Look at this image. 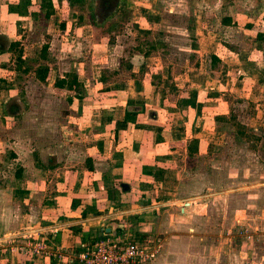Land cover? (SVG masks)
Here are the masks:
<instances>
[{
	"label": "crops",
	"instance_id": "obj_1",
	"mask_svg": "<svg viewBox=\"0 0 264 264\" xmlns=\"http://www.w3.org/2000/svg\"><path fill=\"white\" fill-rule=\"evenodd\" d=\"M255 1L264 11V0ZM30 6L42 12L39 0ZM19 8L17 3L14 13L6 12V18L11 19L14 27L10 30L12 36L17 34L15 28H24L19 19L27 18H18ZM53 8L56 11L55 6ZM44 10L46 12L47 8ZM234 10L228 11L226 18L231 21L227 25L222 24L221 18L216 27L207 25L206 20L194 19L192 30L197 40L192 49L189 46L192 54L185 60L190 61V65L183 72L184 82L176 84L177 88H188V93L178 96L170 107L159 106L161 101L157 92H162V85L172 75L158 65L154 72L158 74L161 86H153L150 78L138 84V79L137 82L132 78L107 82L101 77L97 83L100 86L97 96L89 97L91 102L83 98L82 101L87 99L89 102L86 108L96 109L93 113L88 112L86 121L95 125L96 130H105L101 142L104 151H91L85 157V169H80L79 173L86 172L87 182H83L81 176L77 180L72 172H68L73 165H58L65 161L64 153L72 150L68 147L64 151L57 139H63L66 134L64 128L68 119L78 125V98H60L64 102L62 117L59 112L54 114L50 87L55 81L47 85L46 95L41 91L45 90L47 77L45 82L27 81L24 91L17 89L16 77L27 72V68L22 72L19 66L9 67L1 62L0 244L27 233L24 241L19 239L21 237L18 241L26 243L32 236L45 238L50 247L63 251L60 260L35 259L33 264H68L67 259L73 264L74 257L91 241L101 237L107 227L113 229L121 225L122 228L116 230L119 233L127 226L131 227L134 221L137 226L133 225V228L139 240L148 242L153 238L160 246L158 254L148 264H264L257 258L247 259L242 251L234 257L227 256L226 250L231 247L224 243L222 232H212L216 218L220 216L207 203L211 195H203V198L188 195V189L183 191L182 187L186 189L191 179L184 177L181 167L170 165V155L179 142L184 143L188 156L191 139L200 140V147L203 146L204 133L218 122L216 118L226 120L229 102L225 97L228 94L244 103L252 101L258 103L256 106L264 107V41L256 39L258 31L264 33V13H255L246 4L240 5L238 11L237 8ZM55 15L45 19L46 34L52 37L59 36L52 27L56 22ZM2 34L6 33H0V36ZM18 42L11 41L5 48L8 52L14 51ZM11 44L15 45L11 47ZM5 55L4 51L0 53V57ZM42 57L45 58V54ZM144 64L137 70L145 68ZM52 73L55 72L52 70ZM69 73L77 74V71ZM59 78H64L63 74ZM30 92L35 94L30 96ZM184 101H190L194 107ZM151 111L156 114L149 117ZM126 116H142V125L140 122L120 125L126 121ZM51 120L57 127L49 125ZM44 138L47 141H43ZM118 151L128 161L127 165H117L114 155ZM36 153L39 165H36ZM99 154H105V157ZM159 155L164 156V160L154 165L153 159ZM70 158L68 154V161ZM124 177L132 178L134 185L121 183ZM121 184L127 185L128 190L123 191ZM116 185L120 189L118 197L113 193ZM96 186L108 195L101 197L91 192L88 196L86 190ZM47 194L48 199L43 200ZM218 222L220 226L222 222L219 219ZM13 258L11 254V263H14Z\"/></svg>",
	"mask_w": 264,
	"mask_h": 264
},
{
	"label": "rangeland",
	"instance_id": "obj_2",
	"mask_svg": "<svg viewBox=\"0 0 264 264\" xmlns=\"http://www.w3.org/2000/svg\"><path fill=\"white\" fill-rule=\"evenodd\" d=\"M35 1L0 0V33H6L0 36V41L6 42L7 45L11 41H19L16 49L9 52L5 44L4 48L0 44V51L6 54L0 57V63H6L9 67L19 66L22 72L27 68V72L16 77L17 89L20 90L28 82L39 80L37 75L45 67L51 69L47 73L45 90L41 91V94L45 95L48 93L47 85H50L52 80L60 79L61 74L64 79H69L71 77L66 75H74L76 73L69 72L77 71V81L81 86L77 85L72 92H68L53 85V88L50 87V92H53L50 97L52 108L55 110L53 113L59 112L61 117L64 102L59 99L81 97L78 99V125L68 119L67 127L64 128L66 134L63 139L57 141L58 144L62 143L64 151H67L68 147L72 149L68 153L71 155L70 160L67 159L68 154L64 153L65 161L58 165H73L74 168L68 172L70 171V174L72 172L77 180L78 176H81L83 182H87L88 176L86 172H79L81 168L85 169L84 165H87L85 157L89 156L91 151H104L102 143L105 130H96L95 125L86 121L88 112L93 113L96 109L89 110L86 108L88 100L82 101L83 98L97 96L100 91L97 83H100L101 77L107 82L132 78L136 82L139 80L138 84L150 78L153 86H161L162 82L154 72L157 71L156 65L161 66L172 76L162 85L164 88L162 92H157L161 101L159 106L170 107L174 100H178V96L183 97L188 93L186 92L188 88L180 89L176 84L184 82L183 72L186 66L190 65V61L187 63L185 60L190 58L192 45L197 40L192 30L194 19L206 20L207 25L216 27L220 18L227 17L230 8L232 12L236 8L238 11L243 4L255 10V13L260 11L264 13L261 10L262 6L255 0H118L113 14L97 21L94 15L95 0H50L56 9L54 13L56 22L52 27L57 30L56 35L59 34L54 38L46 34L43 4L47 0H39L41 7H44H40L42 12L30 6L35 4ZM17 3L20 5L18 18H27L19 19L20 26L23 23L24 28H15L17 34L12 36L10 30L14 27L11 26V19L6 18L8 17L6 12L14 13V5L16 6ZM45 5L47 6V3ZM45 45L48 48L41 54ZM20 51L21 55H19ZM144 53H149L150 57L142 56ZM44 54L45 58L42 57ZM143 62L145 68L138 71ZM193 63L194 61H191V64ZM52 70L55 73H52ZM32 94L35 93L30 92V96ZM36 95H39V92ZM225 98L229 102L227 118L225 121L215 122L206 130L200 152L189 158L184 143L179 142L174 148V153L170 155V165L181 167L184 177L191 179L186 189L182 187L183 191L188 189V195L201 198L211 195L207 203H210L220 216V218L216 216L214 223L216 229L214 228L212 232H222L224 243L231 247L226 250L227 256L234 257L242 251L247 259L257 258L258 261L264 262L262 259L264 257V107L256 106L258 103L252 101L244 103L238 97L233 98L229 94ZM89 101L91 102V99ZM190 104L192 105L191 102ZM68 105H71L69 101ZM72 112L75 113L74 110ZM124 119L126 121L120 125L136 122L142 125L143 117L126 116ZM49 125H53V128L57 127V123L53 121ZM43 141H47V138ZM119 151L114 155L117 165H127L128 161L124 160V156L121 157ZM162 151L164 152V147ZM100 156L105 157V154ZM37 157L36 153V165H39ZM43 160L45 162L44 157ZM163 160L164 156L159 155L156 164ZM12 163L11 161L10 164ZM17 168V165L14 166L15 171ZM125 182L131 186L135 183L129 177L122 178L121 183ZM86 186L87 184L84 185ZM118 188L116 185L113 192L117 197L120 196L117 195L120 193ZM86 191L88 196L91 192L101 197L108 195L100 186L90 187ZM48 196L47 194L43 200L48 199ZM218 219L223 225H218ZM131 225V227L137 226L134 221ZM26 235L28 234L22 233L17 236L23 239ZM18 238L0 244V264L34 263L35 259L29 251L20 250L25 243H22L24 239L19 242ZM149 240L156 241L153 238ZM11 254L14 256V263H11ZM66 262L69 264V259Z\"/></svg>",
	"mask_w": 264,
	"mask_h": 264
},
{
	"label": "built area",
	"instance_id": "obj_3",
	"mask_svg": "<svg viewBox=\"0 0 264 264\" xmlns=\"http://www.w3.org/2000/svg\"><path fill=\"white\" fill-rule=\"evenodd\" d=\"M136 234V230L130 226L114 235L102 232L101 237L91 241L74 257L73 264L151 263L158 254L159 244L139 240ZM55 248L50 247L47 239L32 236L20 250L29 251L34 259H62V249Z\"/></svg>",
	"mask_w": 264,
	"mask_h": 264
},
{
	"label": "trees",
	"instance_id": "obj_4",
	"mask_svg": "<svg viewBox=\"0 0 264 264\" xmlns=\"http://www.w3.org/2000/svg\"><path fill=\"white\" fill-rule=\"evenodd\" d=\"M45 3H47V6L45 5ZM45 3L44 4L42 3L45 6V8L48 7V12H47V10L45 12V18H49L51 15L54 14L55 10H54V8H53L52 3H51L50 0L45 1ZM230 21H231V19L224 18V19H222V24L223 25H227V24H229ZM247 28L248 29L251 28V25H247ZM256 39L258 41H261V40L264 41V33H262L261 31H258L257 34H256ZM14 45L15 44H11V47H13ZM47 48H48L47 45H45L43 47L42 51H41L42 52L41 54H43V52H45V50ZM1 52L2 51H0V53ZM146 54L144 53V56H148L149 53H146ZM213 59H214V57H213ZM47 73H49V69L47 67H45L37 75L38 78H39V80L45 82L46 81V77H47ZM68 77H71V78H69V79L68 78H66V79H64V78L57 79L55 81V83H54V86L56 88H58V89H65L68 92H72L73 89H74V87L77 86V85H78V87L81 86V83L79 81H77V77H76L75 74L74 75H68ZM74 98H78L79 99L81 97L78 96V97H74ZM183 103L184 104H187V103H190V102L189 101H184ZM188 105L194 107L191 104H188ZM216 120L217 121H224V118H221L220 117V118H216ZM200 145H201V141L200 140H198V139H191L190 142H189V145L187 147L188 156L193 157L196 154H198L200 152ZM153 160H154V165H157L156 164L157 163L156 158L153 159Z\"/></svg>",
	"mask_w": 264,
	"mask_h": 264
},
{
	"label": "flooded vegetation",
	"instance_id": "obj_5",
	"mask_svg": "<svg viewBox=\"0 0 264 264\" xmlns=\"http://www.w3.org/2000/svg\"><path fill=\"white\" fill-rule=\"evenodd\" d=\"M117 3L118 0H95V5H94L95 19L98 21L100 19L103 20L110 17L115 11ZM0 44H2L3 46L4 44L7 43L0 41ZM14 103L17 106L16 102Z\"/></svg>",
	"mask_w": 264,
	"mask_h": 264
},
{
	"label": "water",
	"instance_id": "obj_6",
	"mask_svg": "<svg viewBox=\"0 0 264 264\" xmlns=\"http://www.w3.org/2000/svg\"><path fill=\"white\" fill-rule=\"evenodd\" d=\"M139 108L141 109L142 107L141 106H139ZM150 113V114H149ZM148 114H149V117L153 114H156V112L155 111H151V112H149ZM121 188H122V190L123 191H125L126 189L128 190V187H127V185H125V184H121ZM120 228H122V226L121 225H116V227L115 228H111V227H107L105 230H104V233H107V234H116L117 232H116V230L117 229H120Z\"/></svg>",
	"mask_w": 264,
	"mask_h": 264
}]
</instances>
